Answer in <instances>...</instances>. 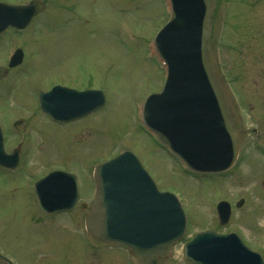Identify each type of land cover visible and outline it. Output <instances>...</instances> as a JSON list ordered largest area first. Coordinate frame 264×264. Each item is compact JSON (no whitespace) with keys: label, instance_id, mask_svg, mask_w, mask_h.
Masks as SVG:
<instances>
[{"label":"rangeland","instance_id":"1","mask_svg":"<svg viewBox=\"0 0 264 264\" xmlns=\"http://www.w3.org/2000/svg\"><path fill=\"white\" fill-rule=\"evenodd\" d=\"M41 1L45 9L24 33L14 34V29L7 28L0 34V64L6 44L13 42L11 50L20 42L28 59L25 66L0 79V123L7 127L8 145L25 147L24 157H28L22 177L0 175L1 254L12 258L13 264H78L83 257L93 264H102L101 259L103 264H134L118 247L105 245V252L91 253L83 243L80 216L61 212L50 220L25 187V179L73 166L84 197L92 185L84 177L89 164L128 147L158 189L178 193L185 207L186 232L166 264H189L182 256L183 242L205 229L237 233L264 259V0H212L219 22L224 23L221 64L227 75L235 77L231 84L224 78L223 84L232 107L236 104L233 112L239 115L240 148L231 168L196 180L139 128L137 117L144 96L163 84L165 69L154 59L149 41L168 18L166 2ZM115 32H122L125 41L113 37ZM127 32L132 41L128 42ZM73 74L76 79H71ZM57 81L103 88L107 103L76 122L49 123L40 115L35 95L38 88ZM19 132L29 141L21 144L25 136L18 138ZM219 199L232 204L225 225L218 224L215 204ZM239 199L243 203L237 208Z\"/></svg>","mask_w":264,"mask_h":264},{"label":"water","instance_id":"2","mask_svg":"<svg viewBox=\"0 0 264 264\" xmlns=\"http://www.w3.org/2000/svg\"><path fill=\"white\" fill-rule=\"evenodd\" d=\"M39 9L36 2L24 6L0 3V30L8 24L25 25ZM173 9V17L157 42L168 63V76L162 91L147 98L145 121L191 166L205 170L228 167L238 150V136L206 48L212 23L211 2L173 0ZM85 94L77 98H85ZM99 103L101 100L88 105V110ZM71 105V109L76 107ZM95 180L99 190L87 218L93 235L121 239L140 260L147 261L166 253L182 234L184 217L179 203L173 195L156 190L132 153L124 152L97 166ZM104 203L106 217L102 212ZM230 240L231 235L198 233L185 243L184 256L192 264H262L259 256L242 260L232 253Z\"/></svg>","mask_w":264,"mask_h":264},{"label":"flooded vegetation","instance_id":"3","mask_svg":"<svg viewBox=\"0 0 264 264\" xmlns=\"http://www.w3.org/2000/svg\"><path fill=\"white\" fill-rule=\"evenodd\" d=\"M18 151V150H17ZM28 157H24V153L22 152V150H19V161L21 162V164H22V166L23 167H25V165H24V162H25V160L27 159ZM85 175V174H84ZM82 208H85L86 207V202H83L82 203ZM90 256V255H89ZM88 256V257H89ZM160 260V261H159ZM101 263L103 264V259H101ZM78 264H93L92 263V260H90V259H87L86 257H83V259L82 260H80L79 262H78ZM155 264H166V260H163L162 261V259H158L157 261H156V263Z\"/></svg>","mask_w":264,"mask_h":264}]
</instances>
